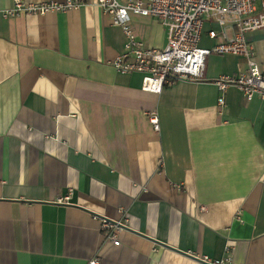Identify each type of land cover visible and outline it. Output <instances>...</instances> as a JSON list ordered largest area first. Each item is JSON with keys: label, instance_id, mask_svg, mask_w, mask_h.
I'll return each instance as SVG.
<instances>
[{"label": "crops", "instance_id": "crops-1", "mask_svg": "<svg viewBox=\"0 0 264 264\" xmlns=\"http://www.w3.org/2000/svg\"><path fill=\"white\" fill-rule=\"evenodd\" d=\"M12 4L0 0V264H264V99L230 86L221 106L214 82L246 58L213 52L201 81L153 93L113 65L126 36L100 6L5 16ZM130 18L146 46L167 45L160 19ZM204 29L202 46L223 40L213 18ZM247 39L264 71V29ZM105 218L124 225L119 245Z\"/></svg>", "mask_w": 264, "mask_h": 264}, {"label": "built area", "instance_id": "built-area-1", "mask_svg": "<svg viewBox=\"0 0 264 264\" xmlns=\"http://www.w3.org/2000/svg\"><path fill=\"white\" fill-rule=\"evenodd\" d=\"M90 3L100 6L109 14L113 24L122 26L126 47L113 60V65L121 72L141 73L143 90L161 93L164 86L176 80L201 81L206 71L207 57L213 52L220 55L232 53L245 57L247 67L238 73L222 74L214 79L220 91L219 104L225 105L230 86L242 90L248 100L256 95L264 99V71L257 60L254 44L247 39V34L253 30L264 29V0H49L36 3L13 0L4 14L17 16L27 12L45 15L77 9ZM131 12L160 19L169 30L167 45L152 48L139 40L130 22ZM205 17L213 18L222 29L223 40L212 47L202 46L200 42L205 30ZM228 27L233 29V35L228 34ZM216 35V29L209 32L212 39ZM149 119L159 130L158 112L151 111ZM68 199L69 196L60 198L66 202ZM103 221V228L111 229L108 239L119 245V232L124 225L108 219ZM199 258L204 264H236L231 256L215 259L207 254ZM88 262L101 263L98 256L90 258Z\"/></svg>", "mask_w": 264, "mask_h": 264}, {"label": "water", "instance_id": "water-1", "mask_svg": "<svg viewBox=\"0 0 264 264\" xmlns=\"http://www.w3.org/2000/svg\"><path fill=\"white\" fill-rule=\"evenodd\" d=\"M112 221H116V220H112ZM141 233V232H140ZM146 236V235H145ZM148 238H151V237H148ZM151 239H154V240H156L159 244H162V245H164V246H171L170 244H165V243H162V242H160V241H158L157 239H155V238H151ZM172 248H174V247H172ZM175 249V248H174ZM188 254V253H187ZM195 256V255H194ZM195 257H197V256H195ZM197 258H199V257H197Z\"/></svg>", "mask_w": 264, "mask_h": 264}]
</instances>
